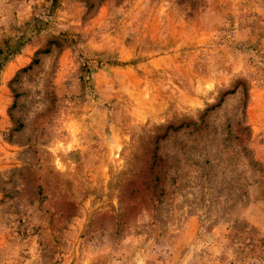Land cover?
<instances>
[{
  "label": "rangeland",
  "instance_id": "1",
  "mask_svg": "<svg viewBox=\"0 0 264 264\" xmlns=\"http://www.w3.org/2000/svg\"><path fill=\"white\" fill-rule=\"evenodd\" d=\"M0 264H264V0H0Z\"/></svg>",
  "mask_w": 264,
  "mask_h": 264
},
{
  "label": "trees",
  "instance_id": "2",
  "mask_svg": "<svg viewBox=\"0 0 264 264\" xmlns=\"http://www.w3.org/2000/svg\"><path fill=\"white\" fill-rule=\"evenodd\" d=\"M36 61V60H35ZM31 66H28V68H30Z\"/></svg>",
  "mask_w": 264,
  "mask_h": 264
}]
</instances>
